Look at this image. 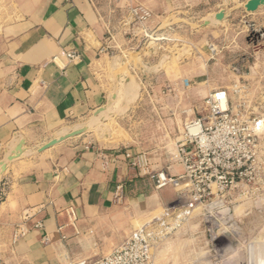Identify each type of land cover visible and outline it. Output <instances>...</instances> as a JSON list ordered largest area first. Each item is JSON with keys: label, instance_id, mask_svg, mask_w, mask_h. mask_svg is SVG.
<instances>
[{"label": "crops", "instance_id": "obj_1", "mask_svg": "<svg viewBox=\"0 0 264 264\" xmlns=\"http://www.w3.org/2000/svg\"><path fill=\"white\" fill-rule=\"evenodd\" d=\"M239 1L245 5L248 0L119 1L128 14L136 6L152 12L143 30L137 22L126 23V16L110 5L112 0H19L22 19L0 34V163L16 144V133L25 139L21 157L4 172L0 167V264H69L102 257L167 203L169 191H156L151 174L183 173L181 164L165 159L164 148L175 125L183 131L188 122L185 112L173 106L160 108L167 116L161 119L164 140L155 146L136 132L134 119L143 113L145 99L172 98L180 84L190 88L198 82L187 77L176 82L168 70L171 56L147 57L142 50L149 43L157 44L160 51L168 49L167 42L173 38L170 31L175 28L166 24L179 7L213 3V13L223 10L224 21L209 28L210 34L220 37V45L242 23L257 27L253 21L260 15L249 19L244 7L233 4ZM224 48L219 46L216 53L219 64ZM231 50L235 54L229 58V67L238 77L253 79L263 51L251 43L240 49L235 40ZM130 53L139 54L137 60H145L151 69L142 70L137 62L127 67L139 101L124 117L113 119L109 138L100 140L85 133L37 153L60 130L86 124L95 110L108 104L111 70L126 65L125 56ZM68 54L76 57L69 59ZM160 64L166 66L159 69ZM195 77H207L199 82L205 84L202 94L223 88L210 74ZM263 204L260 199L246 206L244 216L264 209ZM20 226L25 232L14 241Z\"/></svg>", "mask_w": 264, "mask_h": 264}, {"label": "rangeland", "instance_id": "obj_2", "mask_svg": "<svg viewBox=\"0 0 264 264\" xmlns=\"http://www.w3.org/2000/svg\"><path fill=\"white\" fill-rule=\"evenodd\" d=\"M112 1L113 2L110 3L112 8L114 10H119L122 17L126 16V23L130 22L131 19L127 13L128 8L118 6L121 0ZM233 4H240L244 7L242 1ZM178 6L184 5L178 4ZM214 7L215 4L212 3L200 4L190 9L189 7L188 9H180L181 7L177 8V13L172 15L171 22L166 24L175 28L174 31H170L172 32L173 38H171V41L167 42L168 49H161L160 51L157 44L149 43L148 46L142 50L143 54L145 53L147 57L156 56L158 53L162 56H171L172 65L171 69L169 67L168 70L173 75L176 82H182L184 77L189 79L194 78V82H198L193 84L190 88H185L180 84L177 91L172 92V98L161 99L152 95V98H147L142 102L143 113L136 115L134 119L136 122L134 129L140 136L147 139L146 143H151V146H155L157 143H161L164 140L162 137L164 125L161 123V119L164 120L167 116L161 114V107L173 106L178 108L179 112L184 111L185 121L202 116L206 117L209 114V110L205 104V97L207 95L209 96L210 93L202 94L201 91L205 84L199 83L201 80L207 79V77H195L201 73L206 75L210 74L213 80L219 83V87H223L220 89H228L231 108L234 112H240L245 118H264V56L257 61V63L260 64H258L255 69L253 79H242L238 77L239 73L233 71V69L229 67V58L231 55L235 54V51L231 50L232 40H235V44H238L240 49L248 43H251L258 52L262 50L264 54V7L259 8L255 13H250L251 16H249V19L255 17V15H260L259 17L261 18H259V20L253 21V24H256L257 27H250L248 24L242 23L239 28H235L234 31H229L227 33L228 37L223 39L221 45L217 43L220 37L217 34L209 33V31H211L209 28H217L220 25L203 26L204 18L213 14L212 10ZM206 12H208V15L205 14ZM22 16L23 10L19 0H0V34H2L8 26L19 22ZM237 20H241V17H238ZM145 25L146 24L141 25L140 28L144 30L143 27H145ZM202 28H206V30H201ZM230 35H232V37H229ZM146 39L149 38H145L144 41ZM152 41L153 40L150 39V42ZM211 45L215 46L217 49L215 53L211 51ZM219 46L225 47L220 54L222 56V63L220 64L218 59H216L218 57L216 53L219 50ZM142 51L138 50L137 52L140 53ZM128 56H125L126 65L121 68L114 67L111 70L113 81L111 96L113 92H115L116 98L115 101H112L110 98L107 105L109 106V110L114 112L113 117L110 118V121L99 124L103 116H106L105 113H102L99 117H92V119L86 123L88 124L91 122L93 125L95 124V128L88 133L97 136L100 140L109 138V124L113 119L124 117L130 107L134 106L139 101V97L136 96V87L130 79L132 75L130 71L127 70L129 64L137 62V65L139 63L142 65V70L149 71L151 69L149 63L145 60H137L139 54L130 53ZM119 60L120 58L116 59V61ZM165 66L164 64H160L159 69ZM158 72V68L157 70L155 69V73ZM124 74L129 78L126 84L124 83L127 81V78L124 80ZM147 74L149 73L147 72ZM115 80H117L116 85L114 84ZM236 85L246 88H244L241 93H235L234 89ZM154 107L158 109L159 114L155 113ZM83 125L73 126V128H78ZM70 128L72 127L60 130L58 133L59 136L66 133ZM180 131L182 132V129L179 130L177 125H175L170 135L171 139L164 148L165 159L169 163L172 158V153L175 152L176 142L181 136ZM260 155L263 162L262 167L264 169V135L260 141ZM262 175H264V173H262ZM163 190L169 191L167 203L159 207L146 221L138 223L137 228L154 217L159 216L164 208H174L185 203L186 198L180 197L179 192L175 188L167 187L160 190L156 189V191ZM239 194L241 196V191L236 190L233 195L235 202L231 211L234 217L239 220L238 231L240 234L238 240L229 236L227 237L228 239L220 238L212 247L209 241L207 224L203 217V211L199 208L191 214L189 221L185 223L182 229L175 233L172 239L166 241L157 248L154 258L155 264H178L188 262L194 260L196 257L208 256L214 252L213 250L219 252L223 251L228 247V244H231L229 248L231 251L230 254H235L232 258L234 264H247L249 244L253 247L256 259L255 264H264V209H254L251 215L248 217L244 216L246 213V206L251 207L253 203L255 204V202L260 199L264 202V193H258L260 195H249L247 198H239ZM236 198L239 199L236 200Z\"/></svg>", "mask_w": 264, "mask_h": 264}, {"label": "built area", "instance_id": "obj_3", "mask_svg": "<svg viewBox=\"0 0 264 264\" xmlns=\"http://www.w3.org/2000/svg\"><path fill=\"white\" fill-rule=\"evenodd\" d=\"M152 12L144 6L132 7L129 18L141 25L146 24ZM216 52L215 46H210ZM69 59L76 56L68 54ZM244 88L235 86L234 92ZM209 114L192 119L184 124L180 138L172 153L171 163L184 168L178 176L165 171L151 174L156 189L173 187L185 203L166 207L162 213L135 229L111 253L102 257L79 259L69 264H155V252L175 233L182 229L196 209L203 211L212 247L220 238H239V220L232 214L233 195L236 190L241 196L264 193V169L260 155V141L264 135V118H245L231 108L228 89L212 91L205 99ZM4 193V191H1ZM260 195V194H258ZM121 199V195L118 197ZM75 220V213L71 210ZM25 232L18 227L13 239L16 241ZM223 251L178 264H234L235 254H230L231 244ZM248 262H256L253 247L248 246ZM208 257V258H207ZM253 260V261H251Z\"/></svg>", "mask_w": 264, "mask_h": 264}, {"label": "water", "instance_id": "obj_4", "mask_svg": "<svg viewBox=\"0 0 264 264\" xmlns=\"http://www.w3.org/2000/svg\"><path fill=\"white\" fill-rule=\"evenodd\" d=\"M264 7V0H248L244 8L248 13H255L259 8ZM225 19V12L223 10L213 13L211 16H207L203 20V26H213L214 24H217L219 26ZM129 81V78H127V81H125L124 84H126ZM117 80L114 81V84L116 85ZM112 101H115L116 93L113 92V95L110 97ZM125 104V102H124ZM102 113H105L106 116H103V118L100 120L99 124H103L106 121H110V118L113 117L114 112L109 110L108 105H104L97 110L94 111L92 117H99ZM91 117V119H92ZM92 121V120H91ZM95 128V124L89 122L88 124H85L78 128H70L67 130L66 133L62 135H58L57 137L53 138L43 146H41L37 153H41L55 145H58L62 142H64L67 139L74 138L80 135H83L85 133H88L89 131L93 130ZM16 144H14L13 147L8 149L7 156L5 159L0 163L1 172L6 171L7 166L12 163L13 161L19 159L21 155L24 153V145H25V139L20 136L19 133H16L15 135Z\"/></svg>", "mask_w": 264, "mask_h": 264}, {"label": "bare ground", "instance_id": "obj_5", "mask_svg": "<svg viewBox=\"0 0 264 264\" xmlns=\"http://www.w3.org/2000/svg\"><path fill=\"white\" fill-rule=\"evenodd\" d=\"M255 264V263H254Z\"/></svg>", "mask_w": 264, "mask_h": 264}]
</instances>
